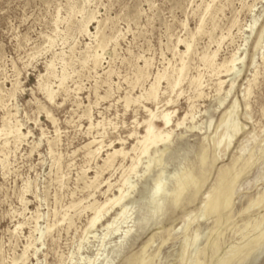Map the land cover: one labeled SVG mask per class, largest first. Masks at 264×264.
I'll use <instances>...</instances> for the list:
<instances>
[{
    "label": "rangeland",
    "instance_id": "obj_1",
    "mask_svg": "<svg viewBox=\"0 0 264 264\" xmlns=\"http://www.w3.org/2000/svg\"><path fill=\"white\" fill-rule=\"evenodd\" d=\"M182 40L192 44L185 56ZM216 52L219 64L236 53L242 58L235 75L218 76L204 64V55ZM263 56L264 0H0V130L20 125L26 134L18 143L0 134V264H92L96 258L93 264L111 259L113 264H129L135 254L132 264H195L198 259L222 264L233 248L263 234L264 204L243 213L264 193L263 161L239 179L225 226L217 227L205 207L216 181L223 180L219 171L228 166L230 176L238 158L240 171L250 152L257 159L264 146ZM182 59L187 71L180 86L172 92L164 79L158 101H146L159 73L168 74L170 82L178 78ZM195 79L202 89L192 85ZM220 81L225 84L219 92ZM48 86L55 93L53 102L47 98ZM248 87L253 93L245 100ZM140 96L127 107L126 97ZM232 106L239 128L231 146L226 139L220 147L197 200L180 209L169 202L159 225L160 220L151 218L147 199L154 180L162 170L170 175L181 163L201 177L202 145H209L212 156L220 119ZM163 111L173 113L174 125L188 119L183 127H174L171 151L157 155L167 166L153 163L148 171L155 150L141 156L136 173L130 174L134 188L123 202L126 218L116 220L120 205L89 229L94 212L88 207L119 194L132 158L139 155L131 150L145 133L144 121L154 112V125L162 130ZM95 140L93 150L103 147L91 159L86 145ZM114 148L129 155L118 156L114 167L102 172ZM97 172L101 175L95 181ZM189 215L195 220L184 229ZM109 224L114 226L107 235ZM219 228V248L208 249ZM129 230L133 232L121 246ZM185 236L188 258L180 256ZM243 264H264V250Z\"/></svg>",
    "mask_w": 264,
    "mask_h": 264
},
{
    "label": "bare ground",
    "instance_id": "obj_2",
    "mask_svg": "<svg viewBox=\"0 0 264 264\" xmlns=\"http://www.w3.org/2000/svg\"><path fill=\"white\" fill-rule=\"evenodd\" d=\"M92 20H93V18H91L87 22L86 26H84V30H83L84 32L90 33V29L87 25ZM253 28H254V26H253ZM201 30H202V24L199 28V31H201ZM260 39H262V38H260ZM179 44H183L186 47V51L184 52V54L182 53L183 56H185L191 52L192 44H190L188 42V40L187 41L182 40V41H180ZM100 47H103L102 43H101ZM216 57H217V52L213 53V55H210V54L204 55L202 60L205 62L204 64H206L210 69H212L215 73H218V76L222 75V74H225L227 77L235 75L237 66L239 64H241V62H242V58H238L237 53L233 54V56L230 59H225V62L222 64L217 63ZM93 58H94V66L98 67L99 63H100V55L96 54L95 56H93ZM263 61H264V56H263ZM146 66H148V65H146ZM48 67H49V69L48 68L47 69L49 71L52 69L53 64H51ZM185 71H187V64L182 59V67L177 72L178 78H176L173 82H170L169 79H167L168 74L166 75L165 73H162V74L159 73L155 77L154 83L151 84L145 100L146 101H152L155 103L158 101L159 87H160L161 81L164 79L168 80V82H169L168 85L173 92L182 83V79H184L183 76H184ZM257 76H258V72H256V74H254L255 78ZM142 78H143V76H142ZM65 80H66V76H63L61 78V84L62 85L64 84ZM224 84H225V81H220L219 89H218L219 92L222 90ZM192 85H195V87L197 89H202V87H203L200 79H195L192 82ZM231 87L233 88V85ZM251 88L252 87H248L246 89V92L244 95L245 100H249L248 98L253 93V92L251 93ZM46 92H47L46 94L48 95V96L46 95L47 98H49L50 101L53 102V100L55 99L54 91L51 90L49 87V89ZM229 94H230V92L227 93V95H229ZM202 96H203V92L199 93L198 97L201 98ZM142 98H143V96H140V97L135 98V99H132L130 97H126L127 107H129L132 103H135V104L138 103ZM224 101L225 100L221 101V104H223ZM170 102L171 101H169L168 103H170ZM246 106H247V109L250 108L249 107L250 105H246ZM164 111L162 112L163 114L161 115V119L163 121L162 123L164 124V126H163L164 128L162 130H158L156 128V126L154 125V119L157 116L154 112H152L149 115L150 116L149 119L144 121L145 133L140 138L138 137L139 140H138L136 146H134L131 150L133 153H136L138 151L139 155L136 156L135 158H132L133 163H132L131 167L129 168V176L122 180L121 188H119V194L113 195L112 198H107V200L105 201L104 204H98V206H96V204H93L92 206L88 207V208L92 209L94 212V216L91 218V220L89 222V229L95 228L94 226L100 221V219L103 217V215L105 213H108L111 209H113L117 206H120V205H122V211L119 214V218H117L116 220H118V219L121 220L123 218H126L128 211H127V208H124L125 205H123V202L128 197V193L134 188L130 182V176H131L130 174L136 173L138 165L141 162V156L149 155V152L152 149L155 150L156 156L159 154H165L168 151H171L170 148H171V145L173 144V139H174V134H175L174 127H176V128L183 127L185 124V121L188 119H187V117H185L183 120H179L176 123V125H174L173 120H172V114L173 113L172 112L164 113ZM235 114H236V108H235V106H232L231 109L229 111H226L223 114L222 118L220 119L218 130H221V132L219 134L217 132L215 138H213V140H212V146L214 148V153L212 156H211V153L209 151V145L206 143H204L202 145V150H201V153L199 154L200 166L202 168V170H201L202 176L201 177L197 176L194 173V171L187 169L185 167V164L181 163L179 169L175 170L170 175L166 176L165 172L162 170L160 172V174L158 175V178L154 180V184H153V186H152V188H151V190L147 196V199H148L149 204H150L151 218L155 221L160 220L158 222L159 225H161L163 223L164 219L167 217V204L169 202H171L176 208L180 209L183 205L185 208L187 205L193 204L197 200L202 189L207 184V181L209 179L210 174L212 173L211 171L209 172V170H210L209 168H211V170H212L214 168L216 162H218V159L220 156V155H218L220 147L222 146V144L225 142L226 139H229L228 143H229V147H230L231 142L233 141V139L237 135L236 130L239 127L236 124ZM190 117L192 119H194V114H190ZM8 125H4V126L7 127ZM91 127H93V125H91ZM192 129H194V128H192ZM2 133H4V135L6 137H9V136L13 137L15 143L20 142L22 140V138L26 137V134L22 131L20 125L14 126V127L9 126L7 128H4L3 130H0V134H2ZM137 134L138 133H135V132L133 133V135H137ZM7 142H9L8 139H7ZM96 142H97L96 140L93 142L91 141L89 144L86 145V148L88 149L87 155L91 159L94 158L95 156H97L103 147L101 145L99 148L93 150L92 146ZM128 155H129V152L125 151V149L114 148L111 153H108L107 159L104 160V165L102 167H100V170L103 172L105 169H111L112 167H114V164L116 162V158L118 156H120V157L122 156L123 159H125ZM239 159L240 158H238L237 161L233 162L234 172L231 173L230 176H226L228 166L225 168H222L219 171L218 176L220 179H223V180L221 183H219V180L216 181L215 185L213 186V188L211 190L213 193V197L205 205L206 209L209 210L212 214H214L213 219H214V223L216 224L217 227H220L223 223L225 224V220L228 221V219H229L226 212L228 210L232 209V207H233L232 206L233 198L236 194L237 187L239 184V179L241 178V176L243 174H245L247 172V170L254 167L260 161L264 162V146L263 147L260 146L259 156L257 157V159H254V154L252 152H250V156H249V159L246 161V164L241 168L240 171H237V164L239 162ZM153 163H156L158 166H163V168H165L167 166L166 163H164L161 160V157L157 156L156 158H154V160H151L148 163L147 168H146V169H148V171L152 170V168H153L152 164ZM146 174H149V173L147 172ZM100 175L101 174L99 172H97L96 177H95V181L98 180ZM171 182H173V186H172V189H169L168 187H169V184ZM92 184H94V182H92ZM110 187H111V185L109 186V188ZM207 199H208V197H207ZM207 199L205 200V202L207 201ZM261 204H264V193L261 194L260 197L256 201H252L250 203L249 207H247L243 211V213H248L252 208L258 207ZM145 220H146V218H145ZM194 220H195V218H193V217H191V215H189L184 220V229L187 228L188 226H190ZM113 226H114V224H109L107 226V231H108L107 235L110 234L111 230L113 229ZM223 227H221V228H223ZM228 227H229V225H228ZM173 229H175V228H173ZM133 230L127 231L124 234V236L121 237V240H122V242L120 243L121 246H124L125 241L127 243L129 235H130V233L133 232ZM118 231L119 230H116V232H118ZM174 231H176V230H174ZM116 232H114V233H116ZM220 237H221V230L219 228L217 231H215V233H212L207 248L210 249L214 246H218L219 243L221 242ZM169 238H172L171 234L169 235ZM151 242H150L149 246L151 245ZM217 248H219V246ZM180 250H181L180 256L182 258H186V257L188 258L189 248H188V238L186 236L182 237L181 244H180ZM263 250H264V233L263 234H257L255 236H253L252 238H249L244 244L238 245L237 247L233 248L230 252L225 254L222 264H243V263L247 262L254 255L259 257L261 254H263ZM205 253L206 252H203V255H205ZM136 255L137 254L133 255L132 258ZM132 258L130 259L129 264L133 263ZM97 259L98 258H96L95 260H91V263L93 264ZM113 262L114 261L111 259V260H108L105 264H113ZM195 264H202V262L200 261V259H198Z\"/></svg>",
    "mask_w": 264,
    "mask_h": 264
}]
</instances>
